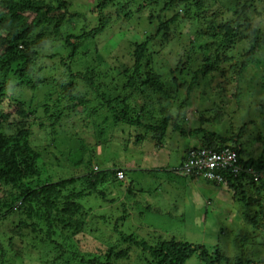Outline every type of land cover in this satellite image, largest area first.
<instances>
[{
  "label": "rangeland",
  "instance_id": "374dc122",
  "mask_svg": "<svg viewBox=\"0 0 264 264\" xmlns=\"http://www.w3.org/2000/svg\"><path fill=\"white\" fill-rule=\"evenodd\" d=\"M36 1L57 5L55 0ZM121 2L114 3L108 10L112 21L106 32L78 44L77 54L71 61L73 70L94 75L95 82L101 85L100 92L107 99L122 111L129 104L132 115L146 125H161L162 108L168 105L171 115L184 119L181 124L188 131L204 127L210 129L208 133L237 135L247 155L261 158L264 167V0H196L189 5L190 12L181 7L182 3L172 0ZM169 4L172 5L166 7ZM95 5L93 0H75L73 6L64 4L67 11L58 10L55 14L61 16L60 19L46 27L38 26L30 35L33 48L39 52L34 72L40 69V82L35 85L36 77L32 72L24 77L11 76L7 71L1 73L15 87L0 101V124L12 133L23 128L18 122L21 119L16 104L18 99L34 109V115L24 125L31 131L30 147L41 155L37 168L42 175L32 177L33 182L80 178L92 169L107 167H124L128 171L126 180L114 182L112 177L110 182L101 185L106 196L98 193L81 199L65 196L54 199L57 208H64L67 201L73 200L82 204L78 213L63 214L72 223L77 222L82 230L78 235L72 230L58 233L44 247L40 246L44 243L32 239L30 235L34 237V234H30V229L23 227L21 233L18 230V224L25 225L29 218L28 209L18 207L15 213L4 218L0 214V264H92L89 260H96V264H147L150 254L133 248L122 238V231L131 235L125 234L131 242L138 239L156 244L176 238L211 247L217 245L228 257H237L243 243L250 246L255 236L250 233L241 242L242 236L238 235L245 232V226L252 220L244 217L248 209L243 206L242 196L238 197L236 189L229 184L214 185L202 178L190 179L176 172L186 157V147L192 146L196 136H189L188 131L184 135L182 128L176 129L173 125L165 139L157 131L149 135L144 126L112 125L109 120L100 118L105 113L99 110L107 107L100 105L99 95L80 78L76 79L72 92L76 99L83 98L88 103L86 107L69 108L68 75L62 64V59L71 53L66 38L96 24ZM234 5L239 16L230 11ZM118 9H121L119 15ZM211 12H219L216 24L236 19L251 29H260L259 44L241 40L235 49L227 52L236 56L233 63L247 57L249 64L241 68L242 73L236 71L234 77H229L228 68L220 76L213 75L191 86L192 71L188 73L184 68L174 73L183 85L170 84L168 79L161 80L159 88L147 83L142 85L149 72L168 76L178 61H182L178 62L182 66L183 62L184 66L189 65L191 60L198 66L202 63L207 49L201 54L197 44L201 29L210 30L208 16ZM176 13L180 14L178 21L161 33V24ZM34 16L36 13H28L27 18ZM150 38L144 66L136 72L135 85H131L129 81L136 70L133 51L138 43ZM163 66L166 69L161 68ZM163 85L168 87L164 93L167 98L164 95L159 98V92L155 93ZM149 101L154 104L153 108L157 104V108L149 111ZM94 108L99 112H94ZM144 134L147 136L142 137ZM152 135L156 140L150 138ZM86 183L83 178L79 180L77 190H86ZM131 184L136 197L127 191ZM5 190L0 186V196ZM262 191L260 197H264ZM69 192L65 190L64 194ZM246 192L257 196L248 185ZM261 223L264 224V220ZM55 243H62L64 247L53 250ZM186 264L201 263L191 257Z\"/></svg>",
  "mask_w": 264,
  "mask_h": 264
},
{
  "label": "trees",
  "instance_id": "16d2710c",
  "mask_svg": "<svg viewBox=\"0 0 264 264\" xmlns=\"http://www.w3.org/2000/svg\"><path fill=\"white\" fill-rule=\"evenodd\" d=\"M55 1L57 2V5L46 1L38 3L36 0H23L19 2L16 0H0V101H3L6 92L9 89L15 87L10 79H7L5 74L4 77L1 76V73H4V71H7L11 76H16L15 74H17L23 77L29 72H32L36 77L35 85L40 82V69L34 72V61L39 52L37 48H33L34 45L31 42L30 35L33 34L38 26L43 25L46 27L60 19L61 16L55 15L58 10H63L62 13H64L68 8L67 6L65 7L64 4L73 6L75 0ZM93 2L96 3L94 12L96 24L90 29L84 27L81 33L69 35L66 38L71 53L68 57L62 59V64L68 75L66 88L68 89V98L71 99L69 108L75 109L79 106L86 107L88 103V101L83 98L76 99L72 92L76 85V79L80 78L99 95L101 99V103L99 102L100 105H105L107 107L106 110H99L100 112L105 113L103 115L104 117L100 116V118H105V121L109 120L112 125L117 126L119 123H123L126 125L144 126L149 135L153 134V131H157L161 137L165 136L164 139L166 138V134H168L169 128L173 125L176 129L182 128L181 131L186 135L188 130L181 124L184 119H182L181 116L177 119L171 115L168 110V105L162 108L164 118L161 125L155 127L146 125L140 121L139 118L137 119L132 115L130 110L131 106L129 104H126L125 109L122 111L116 104H114V102L107 99L106 96L100 92L101 85L95 82L94 75H88L73 70L71 61L77 54L78 44L87 39L90 41L94 40L106 32L108 25L112 21L111 16L107 14L108 10L114 3L115 5L122 3L121 0H93ZM143 2H147V0H143ZM172 2L182 3L181 7H184L186 12H190L188 7L190 4L196 2V0H172ZM171 5L172 4L166 5V7H170ZM139 10H141V7H139ZM230 11L239 16L237 6L234 5L230 7ZM28 13H36V16L32 19L27 18ZM120 13L121 9H118V15ZM218 13L219 12H211L208 16L210 30L207 29V31H204L201 29L200 31V38L198 39L199 44L197 45L201 50V54L204 52V49H207V51L203 53L204 57L199 66L196 65V62L192 63V60L187 66H184V62L183 66L182 64H178V62H182L178 61L175 69L170 70L168 76H162L156 71H151L148 73L147 79L142 82V85L147 83L159 88L161 80L163 81L167 79L170 84L175 83L177 85H183V81L179 80V77H175L174 73H176L175 71H183L184 68L188 73L192 71L191 86L206 78L210 79L213 75L220 76L228 68L230 72L229 77H234L236 71L242 73L241 68L249 64L246 62L247 57L243 60L238 59L233 63L232 60L234 57L236 58V56L229 55L227 52L235 49L237 43L241 40H248L259 44L260 29H251L248 24L241 23L236 19L234 22L221 21L216 24ZM78 15L82 16L81 13H78ZM129 15L130 14L127 16ZM179 17V13L174 14L161 24L159 31L164 33L169 30V28L178 21ZM247 29L250 30L245 33L244 30ZM47 36L50 35L48 34ZM248 36L252 37L248 38ZM151 41L152 39L150 38L142 43H138L136 49L133 51L136 70L135 74L133 73L131 75L129 81L131 85H135L138 78L136 77V72H140L144 66V55L148 51ZM193 41L197 40L193 38ZM42 42H44V39ZM212 44H214V46L210 47ZM245 53H247L246 49ZM148 65H150V63H148ZM191 66H194V68L191 69ZM161 68L166 69V66ZM18 87H20V85ZM165 91H168L167 85H163V87L157 89L155 93L159 92L158 97L160 98L164 95ZM164 96L167 98L166 95ZM127 98L125 100H127ZM16 104L19 107V113L21 115V119L18 122L19 125H23V128L20 129L18 133H12L6 131L3 124H0V186L4 190L6 189L4 194L0 196V214H2V218H4L11 213H15V210L18 207L28 209L29 218L27 221L25 220V225L23 223L18 224V230H20L21 233L23 227L30 229V234H34V237L33 235H30L32 239L44 243L40 244V246L44 247L47 243L49 244L51 242L54 236L56 238V236H58L56 234L58 233H68L69 230H72L73 234L78 235L79 231L82 230L77 222L72 223L68 216L66 218L63 217V214L69 215L70 213H78L80 209L83 208L82 204L78 200H73L67 201L64 208H57L54 204V199L64 196L81 199L98 193L106 196L105 192L100 189V186L106 184L112 177L114 178V182L125 181L128 171L126 172L124 167L117 169H109V167H107L101 170L92 169L87 176H82L80 178H61L57 181L50 180L49 182L42 180H37L36 182L31 181L32 177L35 176L40 178L42 175L41 170L37 168L41 155L30 147L29 138L31 131L30 128L24 127L27 119L34 115L35 111L32 106L27 107V103L21 99H18ZM149 104V111L154 110L158 106L156 104L155 108H153L154 104L152 105L151 101H149ZM95 109L97 108L92 110L97 112L98 110ZM46 110L49 111V107H46ZM202 123L203 120L201 121V124ZM41 125L43 126L44 123H41ZM54 125L55 123L52 127ZM101 128L104 127L101 126ZM209 130V128L204 127L190 129L188 131L189 136L192 134L197 138H194L196 141L191 142L190 145L192 146H188V148L186 147V150L188 152L190 149L210 148L215 152H221L226 147H229L237 152L236 165H240L244 170L250 167L256 169L255 171L258 175H256L258 177L257 180H255V175L253 176L252 174H249L248 171H242L238 176L234 175L232 172L233 166L217 169L216 171L225 178V180L219 183V185L229 184L235 188L238 197L242 196L240 199L242 200L243 206L248 209L244 217L252 218L250 222L251 224L245 226V232L238 234L239 236H242L240 239L241 242L245 239V236L250 233L255 236H252L253 240L249 243L250 246L243 243V247L240 248L237 257H228L217 245L211 247L176 238L162 240L156 244H151L148 240L138 239L131 242L128 238H125L126 233L122 231V238H124L125 241L130 242L133 248L142 249V251L150 254V257L146 254L147 264H186L191 257L198 259L201 264H264V224L261 223V221L264 220V197H260L261 190H263L262 193L264 194V167L262 159L248 156L245 149L241 146V143L238 142L237 135L235 137H230L228 135L221 136L216 132L208 133ZM145 136H147V134H144L142 137ZM150 138L156 140L157 137L152 135ZM174 170L176 171V169ZM119 171L124 172V178L120 179L118 177ZM179 174L184 176L181 173ZM82 178L85 182L87 181L86 190H77V183L79 180L81 181ZM206 181L214 185L217 184L209 180ZM43 183L47 184L43 186ZM246 185L251 187V189L253 188L257 196L249 195V193L246 192ZM65 190H70V192L65 195ZM127 191L132 193L133 197L137 196L132 184L128 187ZM41 193H43L44 196ZM41 197H44V199H41ZM157 212L161 211L158 210ZM32 220L36 221L33 222ZM251 226L259 227L260 229L259 231L252 230V228H250ZM115 230H117V226H115ZM126 236L131 237V235L128 234H126ZM260 236H262L261 241ZM62 243H55L53 250H56L57 248L60 250L63 248L64 245ZM4 253L5 249L4 252L1 253V256L4 255ZM117 259L119 260L120 258L117 256ZM89 262L96 264V260H89ZM107 264L123 263L108 262Z\"/></svg>",
  "mask_w": 264,
  "mask_h": 264
},
{
  "label": "built area",
  "instance_id": "2783aa9c",
  "mask_svg": "<svg viewBox=\"0 0 264 264\" xmlns=\"http://www.w3.org/2000/svg\"><path fill=\"white\" fill-rule=\"evenodd\" d=\"M236 162L237 152L229 147H226L221 152H215L210 148L190 149L186 153V157L178 168V171L219 184L225 178L216 172L217 169L233 166L232 172L234 175L238 176L242 171H248L249 174L255 175V180L258 179L255 168L250 167L244 170L240 165H236ZM182 168L184 170L181 171ZM118 177L120 179L124 178V172L119 171Z\"/></svg>",
  "mask_w": 264,
  "mask_h": 264
},
{
  "label": "clouds",
  "instance_id": "9594fccd",
  "mask_svg": "<svg viewBox=\"0 0 264 264\" xmlns=\"http://www.w3.org/2000/svg\"><path fill=\"white\" fill-rule=\"evenodd\" d=\"M177 172H179V171L177 170ZM179 173L183 174L184 176H187V177L190 178V179H194V178H196V177H194V176L187 175V174H184V173H182V172H179Z\"/></svg>",
  "mask_w": 264,
  "mask_h": 264
},
{
  "label": "bare ground",
  "instance_id": "6f19581e",
  "mask_svg": "<svg viewBox=\"0 0 264 264\" xmlns=\"http://www.w3.org/2000/svg\"><path fill=\"white\" fill-rule=\"evenodd\" d=\"M82 91V90H81ZM86 96V95H85ZM40 106V105H39ZM43 108V107H42Z\"/></svg>",
  "mask_w": 264,
  "mask_h": 264
}]
</instances>
